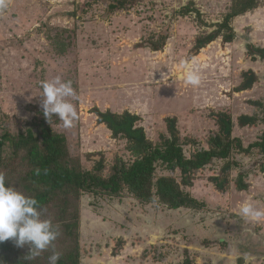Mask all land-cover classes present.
Wrapping results in <instances>:
<instances>
[{"label":"rangeland","instance_id":"374dc122","mask_svg":"<svg viewBox=\"0 0 264 264\" xmlns=\"http://www.w3.org/2000/svg\"><path fill=\"white\" fill-rule=\"evenodd\" d=\"M113 2L8 0L7 10L0 13V130H14L17 122L33 120L36 110L43 109L40 82L60 76L72 82L77 94L72 103L79 118L72 128L62 124L56 128L67 135L83 169L93 166L92 154H102L108 164L116 154L129 156L125 140L114 138L106 124L98 122L95 108L140 115L138 124L153 141H159L162 133L169 136L167 118H175L181 136L197 141L187 145L188 151L208 147L210 133L218 129L214 114L220 111L232 114L233 135L241 137L245 146L258 140L264 126L242 127L238 117L256 111L252 101L264 100V60L248 51L249 45L264 47V0L231 20L236 32L233 41L219 36L200 49L197 39L217 28L235 0H134L125 8L111 10ZM162 34L168 37L164 46L152 49L149 44ZM182 62L199 72V86L184 82ZM248 70L258 80L251 88L238 90ZM238 158L243 170L250 171L247 190L237 189L234 181L226 191L218 190L210 180L218 173V165L207 167L197 172L193 186L185 187L207 206L172 210L148 203L143 213L149 222L134 218L141 211L130 197L99 200L84 195L83 232L89 239L84 264L85 260L88 264H171L177 253H191L197 261L193 264H212L214 259L225 264L221 258L227 253L260 255L261 244L247 242L252 238L250 231L233 234L231 225L252 228L258 238L264 237V223L239 215L245 199L264 206L262 189L252 188L256 180H264V158L244 153ZM238 171H231V177ZM173 175L180 179L179 172ZM116 205L123 217L133 216L127 226L110 215ZM102 221L123 225L117 226L123 234L109 239L106 246L94 245L90 237V227ZM223 235L230 241L220 243ZM147 248L152 250L144 254Z\"/></svg>","mask_w":264,"mask_h":264},{"label":"trees","instance_id":"16d2710c","mask_svg":"<svg viewBox=\"0 0 264 264\" xmlns=\"http://www.w3.org/2000/svg\"><path fill=\"white\" fill-rule=\"evenodd\" d=\"M132 1L116 0L109 7L125 8ZM257 5V0H235L217 28L197 39V49L219 36L225 42L233 41L236 32L231 20ZM184 10L188 11V7ZM167 38V34H162L149 45L154 50L162 49ZM58 39L62 40L60 36ZM248 51L264 60V47L249 45ZM244 76L238 90L249 89L258 80L252 70ZM251 103L256 111L251 115L241 114L238 124L264 126V100ZM94 111L98 122L105 123L114 138L125 140L127 158L125 154H116L108 164L102 154H92L93 166L81 168L71 152L67 135L56 128L62 121L56 116L47 120L43 109L36 110L33 120L17 122L14 130L5 127L0 130V173L4 174L5 184L37 199L41 219H50L53 225H58L59 232L52 245L34 259L27 258L30 245L18 247L12 239L0 242V264H49L48 258L54 251L61 253L58 264H84L88 238L83 232L82 198L86 194L99 200L130 197L143 205L157 203L169 209L202 208L207 206L206 202L185 189L193 186L197 172L218 165V173L210 177L218 190L226 191L231 181L237 189L247 190L250 171L243 170L238 154L264 158V129L258 140L245 146L241 137L233 135L235 122L228 111L214 114L218 129L210 133L208 147H194L190 151L187 145L197 141L181 136L175 118H167L169 136L162 133L159 141H153L138 124L140 115L99 108ZM234 169L239 171L236 177H231ZM261 169L264 171V159ZM176 171L180 179L173 175ZM149 250L152 249L147 248L144 254L150 253ZM182 264H193V260L187 256Z\"/></svg>","mask_w":264,"mask_h":264},{"label":"clouds","instance_id":"9594fccd","mask_svg":"<svg viewBox=\"0 0 264 264\" xmlns=\"http://www.w3.org/2000/svg\"><path fill=\"white\" fill-rule=\"evenodd\" d=\"M8 8V0H0V13ZM184 82L193 87L199 86L201 76L187 62L180 65ZM43 114L48 120L53 116L62 121L64 128H72L78 120V113L72 100L76 92L71 81L60 76L40 82ZM239 215L256 224L264 223V206L245 199L239 205ZM58 225L50 219H41L40 204L34 197L25 196L17 189L5 184L4 174L0 173V242L12 239L18 247L30 245L28 259H34L47 250L56 240ZM61 253L54 251L48 258L49 264H58ZM242 259L244 264H252L255 257L248 252L237 253L232 264Z\"/></svg>","mask_w":264,"mask_h":264},{"label":"crops","instance_id":"0c3cea01","mask_svg":"<svg viewBox=\"0 0 264 264\" xmlns=\"http://www.w3.org/2000/svg\"><path fill=\"white\" fill-rule=\"evenodd\" d=\"M253 185V184H252ZM257 185H259V188H261L262 189V192H263V194H264V180H256L255 182H254V187H252V188H255ZM251 188V189H252ZM261 189H259V190H261ZM262 199L264 200V195L262 196ZM136 204H139V209H140V213H136L135 215H134V218L135 219H141V220H143V221H150L148 218H145V216H144V213H143V207H145L143 204H140V203H138V201H135V200H133ZM124 208V207H123ZM119 209H122V208H120V205H116L115 206V210H112L113 212L112 213H110V215L113 217V219H115V220H118V219H120L122 222L124 221V223H125V225L127 226L128 224H130V220L131 219H133V216L132 215H130L129 217H128V215H129V213H127V215H126V217H123V211L121 210L120 212H119ZM124 210L126 211L127 210V208H124ZM107 212V211H106ZM108 214V213H107ZM125 218V219H124ZM110 222V221H109ZM117 226H123V225H120V224H118V223H116V224H114V223H107V222H105V221H102V223H100V224H95V226L94 225H92V227H90V228H92L91 230L92 231H90V233H91V239H93L94 241H92V242H94V245L96 244V242L97 243H102V245H104V246H106L107 245V241L109 240V239H111V238H115V236H117V235H119V234H123V232L120 230H118L117 229ZM245 226V225H244ZM234 228V230L235 231H232L233 232V234H241L243 231L244 232H246V230H248V231H250V233H251V236L250 237H252V238H249L248 239V244L251 246V245H253V244H255L256 246H258V245H260L261 244V251L259 252L260 253V255H257L256 253H252V252H250L249 251V253H251L254 257H255V260L252 262V264H261V262H262V264H264V237H263V239H261V238H258V234L254 231L253 232V229L252 228H249V227H243V228H241V226H240V229H239V227L237 226V225H231V228ZM217 228H218V231L220 232L221 231V233H222V229H221V227H220V225H217ZM227 228V227H226ZM225 228V229H226ZM126 229L129 231V226L128 227H126ZM226 230H228V229H226ZM230 233V232H229ZM223 234H225V233H223ZM124 236V235H123ZM229 238H231V237H228L227 235H223V236H221L220 238H219V240H222L223 242H229L230 241V239ZM251 242H250V241ZM105 241V242H104ZM219 242H221V241H219ZM231 242L232 243H234V241L233 240H231ZM262 242V243H261ZM93 245V246H94ZM246 245V244H245ZM254 246V245H253ZM255 246V247H256ZM263 253V254H262ZM226 255H231V254H229V253H227ZM234 255V254H233ZM225 260L226 259V257H224V258H222V260ZM223 260V261H224ZM96 261L97 262H99L97 259H96ZM237 262L239 263V264H244V262H243V260L242 259H239V260H237ZM85 264H88V261L87 260H85Z\"/></svg>","mask_w":264,"mask_h":264},{"label":"built area","instance_id":"2783aa9c","mask_svg":"<svg viewBox=\"0 0 264 264\" xmlns=\"http://www.w3.org/2000/svg\"><path fill=\"white\" fill-rule=\"evenodd\" d=\"M173 210V209H172ZM119 236V235H118ZM154 244V243H153ZM93 248H95V247H93ZM176 255V256H175ZM174 255V260L172 261V263L171 264H182L184 261H185V259L187 258V256H184V253H182V254H179V253H177V254H175ZM224 257H226V261H225V264H232V262H233V258L235 257V255H233V254H231V255H225V256H223L222 258H224ZM118 258H120V257H118ZM176 258H178V259H176ZM189 258L191 259V260H193V262H196L197 263V261L194 259V256H192L191 255V253H189ZM218 258V257H217ZM221 258V259H222ZM215 260V259H214ZM212 261L211 263L212 264H217L216 263V261ZM235 264H239L238 262H237V260H236V262H235Z\"/></svg>","mask_w":264,"mask_h":264}]
</instances>
